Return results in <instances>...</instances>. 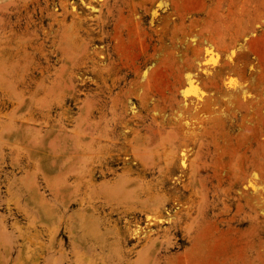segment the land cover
I'll return each instance as SVG.
<instances>
[{"label":"rangeland","instance_id":"1","mask_svg":"<svg viewBox=\"0 0 264 264\" xmlns=\"http://www.w3.org/2000/svg\"><path fill=\"white\" fill-rule=\"evenodd\" d=\"M0 16V220L9 233L13 231L8 235L11 239L17 234L14 220L24 232L33 230L34 224L40 229L34 204L41 198L60 209L65 205L71 236L75 234L71 241L78 245L74 248L65 238L63 253L69 264H106L107 260L118 264L122 245L118 251L117 242L114 247L108 243L122 235L127 236V247L132 246L130 264L145 259L143 263L149 264L154 258L156 263H150L264 264V0H0ZM23 124L30 133L41 134L33 139L36 147L44 142L48 147L60 144L52 148L54 160L51 156L41 160L20 149L14 152L25 139H32V133L23 137L27 134ZM60 130L71 138L64 140L69 135ZM74 130L92 140L102 130V139L94 138L99 145L93 144L96 141L89 145L98 152L88 149L87 140L80 147L77 141L73 145L80 151L71 149ZM57 133L65 136L63 142L60 135L57 140ZM65 141L71 145L69 154L64 153L68 145L61 148L68 144ZM34 144L31 150L36 149ZM59 148L63 152L59 155L66 154L64 160L60 156L63 162L56 154ZM74 150L77 156L87 152L80 156L89 159L87 165L81 160L88 177L80 161L74 165L64 158L77 154ZM139 160L146 164L145 170ZM100 168L108 173L100 174ZM84 174L94 187L81 178ZM78 202L83 211L79 212ZM86 204L91 207L86 209ZM94 215L102 217H97L99 230H94L104 235V248L77 243L91 236L82 229L80 218L95 219ZM99 219L108 220V225ZM135 225L138 234L133 232ZM1 246L2 260L5 247ZM9 254L1 264L13 262V248ZM110 254L120 260L110 259Z\"/></svg>","mask_w":264,"mask_h":264},{"label":"bare ground","instance_id":"2","mask_svg":"<svg viewBox=\"0 0 264 264\" xmlns=\"http://www.w3.org/2000/svg\"><path fill=\"white\" fill-rule=\"evenodd\" d=\"M104 2V1H103ZM66 3V2H65ZM100 3V2H99ZM126 3H127V1H126ZM61 4V3H60ZM132 4V3H131ZM64 5V4H63ZM62 5V6H63ZM100 5V4H99ZM70 6V5H69ZM4 7V6H3ZM3 7H1V8H3ZM38 8V7H37ZM41 10V9H40ZM64 11V10H63ZM72 11V10H71ZM33 12V11H32ZM54 13V12H53ZM66 13V12H65ZM69 14V13H68ZM127 14V13H126ZM29 15V14H28ZM65 15V14H64ZM71 15V14H70ZM97 15V14H96ZM1 17V16H0ZM75 17V16H74ZM129 17V16H128ZM94 18V17H93ZM133 18V17H132ZM62 19V18H61ZM122 19V18H121ZM138 19V18H137ZM52 21V20H51ZM62 21V20H61ZM54 22V21H53ZM58 22V21H57ZM138 23V22H137ZM58 24V23H57ZM62 24V23H61ZM59 25V24H58ZM115 26V25H114ZM26 27V26H25ZM113 28V27H112ZM131 31V30H130ZM121 36V35H120ZM133 36V35H132ZM132 39V38H131ZM9 40V39H8ZM155 44V43H154ZM32 47V46H31ZM161 48V47H160ZM51 52V51H50ZM91 56V55H90ZM155 58V57H154ZM83 62V61H82ZM156 63V62H155ZM93 64V63H92ZM83 65V64H82ZM99 65V64H98ZM59 66V65H58ZM80 66V65H79ZM78 67V66H77ZM54 68V67H53ZM68 72V71H67ZM142 74V73H141ZM140 74V75H141ZM135 75V74H134ZM137 81V80H136ZM140 81V80H139ZM65 83V82H64ZM141 84V83H140ZM73 86V85H72ZM106 86V85H105ZM133 89V88H132ZM132 89H130V91H132ZM124 90V89H123ZM129 91V92H130ZM134 92V91H133ZM7 93V92H6ZM125 93V92H124ZM126 93H127V91H126ZM127 94H129V93H127ZM13 95V94H12ZM91 95H92V93H91ZM131 96V95H130ZM139 96V95H138ZM14 97V96H13ZM42 97V96H41ZM54 97V96H53ZM98 97V96H97ZM124 97H125V95H124ZM144 97V96H143ZM3 98V97H2ZM16 98V97H15ZM141 98V97H140ZM39 99V98H38ZM35 100V99H34ZM37 100V99H36ZM80 100V99H79ZM78 100V101H79ZM99 100V99H98ZM127 100V99H126ZM56 101V100H55ZM62 101V100H61ZM84 101V100H83ZM120 101V100H119ZM143 101V100H142ZM145 101V100H144ZM143 101V102H144ZM36 102V101H35ZM40 102V101H39ZM146 102V101H145ZM158 102V101H157ZM86 103V102H85ZM88 103V102H87ZM112 103V102H111ZM81 104V103H80ZM113 104V103H112ZM116 104V103H115ZM114 104V105H115ZM145 104V103H144ZM156 104V103H155ZM58 105V104H57ZM18 106V105H17ZM42 106V105H41ZM144 106H147V105H144ZM157 106H158V104H157ZM85 107V106H84ZM120 107V106H119ZM162 107V106H161ZM13 108V107H12ZM100 108V107H99ZM109 108V107H108ZM114 108V107H113ZM39 109H40V107H39ZM48 109V108H47ZM121 109V108H120ZM44 110H45V108H44ZM49 110V109H48ZM163 110V109H162ZM27 111V110H26ZM84 111V110H83ZM90 111V110H89ZM112 111H115V110H112ZM85 112V111H84ZM111 112V111H110ZM121 112V111H120ZM152 112V111H151ZM178 112V111H177ZM27 113V112H26ZM37 113H39V112H37ZM47 113V112H46ZM86 113V112H85ZM84 113V114H85ZM123 113H124V111H123ZM138 113V112H137ZM7 114V113H6ZM175 114V113H174ZM43 115V114H42ZM42 115H40V116H42ZM45 115V114H44ZM47 115V114H46ZM122 115V114H121ZM120 115V116H121ZM152 115V114H151ZM28 116V115H27ZM130 116V115H129ZM48 117V116H47ZM58 117H59V115H58ZM103 117V116H102ZM24 118V117H23ZM43 118H44V116H43ZM87 118V117H86ZM118 118V117H117ZM28 119V118H27ZM0 120H2V119H0ZM15 120V119H14ZM24 120V119H23ZM70 120H71V118H70ZM103 120V119H102ZM113 120V119H112ZM175 120V119H174ZM12 121V120H11ZM39 121H42V119L41 120H39ZM46 121H47V119H46ZM84 121V120H83ZM95 121V119L93 120V122ZM109 121V120H108ZM107 121V122H108ZM6 122V121H5ZM29 122V121H28ZM27 122V123H28ZM52 122V121H51ZM86 122V121H85ZM90 122H91V120H90ZM111 122V121H110ZM154 121H152V123H153ZM156 122V121H155ZM154 122V123H155ZM178 122V121H177ZM2 123H4V122H2ZM1 123V124H2ZM9 123H10V121H9ZM37 123V122H36ZM81 123V122H80ZM87 123V122H86ZM105 123V122H104ZM148 123V122H147ZM179 123V122H178ZM25 124V123H24ZM23 124V125H24ZM46 124V123H45ZM52 124V123H51ZM75 124V123H74ZM94 124V123H93ZM96 124V123H95ZM114 124V123H113ZM123 124V123H122ZM167 124V123H166ZM182 124V123H181ZM13 125V124H12ZM22 125V126H23ZM43 125V124H42ZM58 125V124H57ZM84 125V124H83ZM89 125V124H88ZM88 125H86V127L88 126ZM155 125H156V123H155ZM161 125V124H160ZM168 125V124H167ZM171 125V124H170ZM174 125V124H173ZM179 125V124H178ZM5 126H7V125H5ZM19 126V125H18ZM17 126V127H18ZM45 126V125H44ZM85 126V125H84ZM91 126V125H90ZM94 126V125H93ZM150 125H148V127H149ZM166 126V125H165ZM169 126V125H168ZM175 126V125H174ZM177 126V125H176ZM175 126V127H176ZM1 127H2V125H1ZM1 127H0V129H1ZM28 127H29V125H28ZM33 127V126H32ZM31 127V128H32ZM50 127V126H49ZM76 126H74V127H70L71 129H74ZM81 127V126H80ZM89 127V126H88ZM87 127V128H88ZM170 127V126H169ZM179 127H181V125L179 126ZM187 127V126H186ZM22 128V127H21ZM34 128H37V127H34ZM69 128V129H70ZM92 129H94L93 127H91ZM91 128H89L90 130H91ZM103 128V127H102ZM129 128V127H128ZM150 129H154V128H151V126L149 127ZM157 128V127H156ZM163 128V127H162ZM192 128H193V126H192ZM19 129H20V127H19ZM25 129H27V126L26 125H24V130ZM29 129V128H28ZM40 129V128H39ZM39 129H34L35 131H38ZM69 129H67L68 131H69ZM95 129H96V127H95ZM94 129V130H95ZM106 129V128H105ZM114 129V128H113ZM124 129V128H123ZM134 129V128H133ZM144 129H145V127H144ZM146 129H147V125H146ZM145 129V130H146ZM174 130H175V128H173ZM172 129V130H173ZM31 130V129H30ZM42 130V129H41ZM45 130V129H44ZM63 130H64V127H63ZM66 130V129H65ZM90 130L88 131L87 130V132H90ZM136 130V129H135ZM134 130V131H135ZM148 130V129H147ZM155 130V129H154ZM181 130V129H180ZM61 131V130H60ZM71 131V130H70ZM84 131V130H83ZM93 131V130H92ZM105 131V130H104ZM127 131V130H126ZM156 131H158V128L156 129ZM168 131V130H167ZM181 131H183V130H181ZM0 132H1V130H0ZM25 132H27V134L26 133H24L23 131H21V134L22 133H24V135H23V137H25V138H28L27 136H28V134L30 135L31 133L33 134V132H31L30 133V131L29 130H25ZM44 132V131H43ZM51 132V131H50ZM54 132V131H53ZM59 132V131H58ZM62 133L61 134H63V132L64 131H61ZM74 132H75V135H73L72 134V138L75 140V144H71L72 145V147H74V148H72L71 147V149H75V150H77L76 148H75V146H73V145H76L77 146V144H76V141L77 142H80L81 143V145H79L80 143H78V145H79V147L80 146H82V142H84V141H88V143L89 144H86V145H88V149L91 151L92 149H90L91 147L89 146V145H91V141H94V138L96 137V136H99V138L100 139H102V137H100V134H102V133H99V132H102V130H100V131H97V133H99V135H96L95 134V137H93V140L92 139H88L89 137V135L88 134H84L83 133V135H81V133H82V131H81V133H79V134H77V132H79V131H77L76 132V130H74ZM159 132V131H158ZM162 132V131H161ZM160 132V133H161ZM175 132V131H174ZM35 133V132H34ZM52 133V132H51ZM50 133V134H51ZM65 133V132H64ZM106 133V132H105ZM104 133V134H105ZM147 133H149V132H147ZM154 134H155V132H153ZM159 133V134H160ZM163 133V132H162ZM170 133V132H169ZM184 133V132H183ZM194 133V132H193ZM193 133L191 132L190 134H191V136L193 135ZM0 134H2V132L0 133ZM6 134V133H5ZM46 134H47V132L45 133H43L42 135H45L46 136ZM61 134H59L60 135V137H61V141L63 142L64 140H66V139H68V138H71L70 137V135L67 133H65V134H63V135H69V137H66L65 138V136H61ZM103 134V135H104ZM133 134H135V133H133ZM158 134V133H157ZM37 135L38 136H40L41 134L38 132L37 133ZM37 135H30L31 136V138L32 139H30L29 141H27L25 138H23L22 136H19L21 139H22V141H23V139H25V141H20V142H22L20 145L21 146H19L18 147V149H16L17 148V146H16V150H14V152L16 151L17 152V150H19L20 149V151H22V152H28V154L30 155H34V154H36V155H39L40 156V159L41 160H44V159H48V158H50V156L52 155H54L55 154V152L53 151V149L54 148H56V147H59L60 146V144L59 143H56V144H58L59 146H56L55 145V143H54V145L56 146H54L53 144H51V145H53L54 147H48L46 144H48V143H46V144H44L43 143V141H44V138H45V136L43 137V141H40L39 139H41L42 140V138H40V137H42V136H40L39 137V139H37L38 141V143H43V145L42 144H40V146H37V147H39V148H37L36 146H35V144H34V141H33V139H35L36 140V138L38 137ZM48 135H49V133H48ZM51 135H53V134H51ZM55 135V134H54ZM53 135V136H54ZM59 135H58V133H57V140L59 141V139H60V137H59ZM161 135V134H160ZM170 135V134H169ZM37 136V137H36ZM52 136V138H55V136L53 137ZM102 136V135H101ZM146 136H148V135H146ZM2 137V136H1ZM15 137V136H14ZM35 137V138H34ZM51 137V136H50ZM65 138L64 140H62V138ZM151 137V136H150ZM171 137V136H170ZM187 137H188V133H187ZM193 137V136H192ZM20 138H19V140H20ZM47 138H49V137H47ZM91 138H92V135H91ZM106 138V137H105ZM104 138V139H105ZM117 138V137H116ZM180 138H182V136L180 137ZM204 138V137H203ZM1 139V138H0ZM72 139V140H73ZM96 139H98V137H96ZM106 139H108V138H106ZM125 139H127V138H125ZM187 139H189V138H187ZM186 139V140H187ZM191 139V138H190ZM4 140V139H3ZM5 140H7V139H5ZM19 140H18V142H19ZM47 139L45 138V141H46ZM51 140V139H50ZM55 141H57L56 139H54ZM72 140L70 139V140H68V141H71L72 142ZM99 140V139H98ZM97 140V141H98ZM146 140V139H145ZM184 140V139H183ZM16 141H17V139H16ZM96 141V140H95ZM94 141V142H95ZM97 141H96V143H93V144H96V145H99L98 143H97ZM119 141V140H118ZM182 141V140H181ZM189 141V140H188ZM190 141H192V140H190ZM194 141V140H193ZM196 141V140H195ZM211 141V140H210ZM11 142H12V140H11ZM47 142H48V140H47ZM49 142H53V141H49ZM60 142V141H59ZM61 142V143H62ZM99 142V141H98ZM109 142V141H108ZM117 142V141H116ZM145 142V141H144ZM1 143V142H0ZM13 143H15V140H14V142ZM12 143V144H13ZM36 143V142H35ZM65 143H68V144H62L63 146H61V148L63 149V147L64 146H67V147H64L65 149H67V148H70L69 147V142H66L65 141ZM74 143V142H73ZM85 143V142H84ZM157 143V142H156ZM213 143V142H212ZM34 144V146H35V148L36 149H33V150H38V152H35V151H33V150H31L30 148L32 147V145ZM50 144V143H49ZM105 144H107L106 142H105ZM144 144H146V143H144ZM148 144V143H147ZM214 144H215V142H214ZM14 145V144H13ZM37 145H39V144H37ZM50 145V146H51ZM70 145V146H71ZM103 145V144H102ZM129 145V144H128ZM164 145V144H163ZM185 145V144H184ZM34 146H33V148H34ZM146 146V145H145ZM149 146V145H148ZM186 146V145H185ZM218 146V145H217ZM223 146V145H222ZM10 147V146H9ZM11 147H12V145H11ZM78 147V148H79ZM84 147V146H83ZM83 147H81V149H83ZM108 147V146H107ZM6 148V147H5ZM48 148H53L52 150L51 149H48ZM61 148H59L60 150H58V152H57V150H55L57 153L56 154H58V156H59V158H60V156L61 155H59V154H62L63 152H62V150H61ZM87 148V147H86ZM131 148V147H130ZM143 148H146V147H143ZM148 148V147H147ZM190 148V147H189ZM199 148V147H198ZM215 148V147H214ZM58 149V148H57ZM85 149V148H84ZM99 149V148H98ZM182 149V148H181ZM9 150H11V149H9ZM75 150H74V152H75ZM79 150V149H78ZM78 150H77V152H78ZM120 150V149H119ZM132 150V149H131ZM183 150H184V148H183ZM208 150V149H207ZM213 150V149H212ZM215 150V149H214ZM1 151H3V150H1ZM64 151V150H63ZM71 151V150H70ZM80 151V150H79ZM83 151H84V153H85V150H82L81 152H79V156H77L78 155V153L77 152H75V153H77V154H75V155H68V157H64V158H66L67 160H73V161H75V163H74V165H77L76 164V162L79 164L80 162H81V160H83V162H84V164H86L85 163V161L87 162V160H89L88 158H87V160H85L84 161V157H82V156H80L82 153H83ZM94 151V152H93ZM133 151H134V149H133ZM137 151V150H136ZM173 151V150H172ZM204 151V150H203ZM218 151H220V149L218 150ZM54 152V153H53ZM66 152H68V154H69V150L67 149V150H65L64 151V153H66ZM92 152L93 153H95L96 151L94 150V148H93V150H92ZM98 152V151H97ZM96 152V153H97ZM101 152V151H100ZM138 152H141V154H142V151H137V153ZM148 152H152V151H148ZM147 152V153H148ZM180 152V151H179ZM81 153V154H80ZM87 153V152H86ZM85 153V155H88V154H86ZM89 153V152H88ZM143 153H144V151H143ZM182 153V152H181ZM184 153V152H183ZM13 154V153H12ZM27 154V153H26ZM140 154V157L142 158V155ZM151 154V153H150ZM188 154H189V152H188ZM66 155V154H65ZM65 155H63V156H65ZM83 155V154H82ZM134 155V154H133ZM138 155H139V153H138ZM148 155V154H147ZM155 155V154H154ZM153 155V156H154ZM184 155V154H183ZM197 155V154H196ZM205 155V154H204ZM23 156V155H22ZM51 156V157H52ZM58 156H55L54 158L56 159V157H58ZM63 156H61V158L63 157ZM94 156H95V154H94ZM96 156H98V155H96ZM100 156H102V155H100ZM144 156V155H143ZM146 156V155H145ZM156 156V155H155ZM177 156V155H176ZM186 156V155H185ZM184 156V157H185ZM87 157V156H86ZM123 157V156H122ZM26 158H28V157H26ZM59 158H58V161H59ZM61 158H60V161H61ZM104 158H106V157H104ZM132 158L133 159H135V156L133 157L132 156ZM131 158V159H132ZM146 158V157H145ZM191 158V157H190ZM51 159H53V157L51 158ZM50 159V160H51ZM63 159V158H62ZM65 159V160H66ZM138 159H140L139 157L137 158V160ZM185 159V158H184ZM54 160V159H53ZM64 160V159H63ZM63 160L61 161V162H63ZM182 160V159H181ZM11 161V160H10ZM48 161V160H47ZM58 161H56V162H58ZM80 161V162H79ZM98 161V160H97ZM140 161V160H139ZM139 161H137V162H139ZM196 161V160H195ZM199 161V160H198ZM51 162H52V160H51ZM55 162V161H54ZM54 162H53V164H54ZM66 162V161H65ZM64 162V163H65ZM83 162H81L82 164H81V166H80V169H81V167L83 166ZM90 162H91V160H90ZM141 162V161H140ZM143 162H144V158H143ZM182 162V161H181ZM193 162V161H192ZM200 162V161H199ZM100 163V162H99ZM201 163V162H200ZM5 164V163H4ZM24 164H26V163H24ZM59 164V163H58ZM65 164H67V165H65V166H67L68 167V161H67V163H65ZM95 164V163H94ZM123 164V163H122ZM139 164H141V166L143 167V169L146 167V164H145V166H144V164H142V162L141 163H139ZM180 164H183V165H181L182 167L184 166V163H180ZM194 164H197V162L196 163H194ZM193 164V165H194ZM202 164H204V163H202ZM10 165V164H9ZM35 165V164H34ZM63 163H62V165H61V167H63ZM87 165V164H86ZM86 165H84L85 167H84V169H86ZM93 165V164H92ZM100 165V164H99ZM201 165V164H200ZM207 165V164H206ZM4 166V165H3ZM32 166V165H31ZM64 166V167H65ZM90 166V165H89ZM89 166L87 167L88 169H89ZM195 166V165H194ZM12 167V166H11ZM35 167V166H34ZM76 167V166H75ZM78 167V166H77ZM76 167V168H77ZM100 167V166H99ZM142 167H140V168H142ZM150 167V166H149ZM185 167V166H184ZM183 167V168H184ZM206 167V166H205ZM76 168H73L74 170L76 169ZM79 168V167H78ZM203 168V167H202ZM32 169V168H31ZM36 169V168H35ZM73 169L71 170V171H73ZM82 169H83V167H82ZM81 169V171H82V173L83 172H85L84 171V169L82 170ZM147 169V168H146ZM181 169V168H180ZM64 170V169H63ZM78 170V172H79V169H77ZM76 170V171H77ZM100 170V174L102 173V174H105V171H107V169L105 170V171H103V169L102 168H100L99 169ZM111 170V169H110ZM124 170V169H123ZM121 171L122 173H124L125 171H126V168H125V170L124 171ZM142 170V169H141ZM145 170V169H144ZM151 170H152V168H151ZM195 170V169H194ZM76 171H75V173H76ZM127 171H128V169H127ZM146 171H148V170H146ZM159 171V170H158ZM196 171V170H195ZM40 173H41V171H39ZM68 171H67V169H66V173H67ZM143 172V171H142ZM63 173V172H62ZM61 173V174H62ZM74 173V172H73ZM81 173V174H82ZM86 173H88L87 171L85 172V174ZM91 173V172H90ZM107 173H108V171H107ZM128 173H130L129 171H128ZM77 174V173H76ZM80 174V173H79ZM85 174L82 176L81 175V178L82 177H84L85 176ZM115 174H117V173H115ZM127 174V173H126ZM136 174V173H135ZM139 174V173H138ZM141 174H143V173H141ZM190 174V173H189ZM25 175V174H24ZM87 175V177L89 176L88 174H86ZM91 175V174H90ZM67 176V175H66ZM65 176V177H66ZM118 176V175H117ZM207 176V175H206ZM33 177H35V175L33 176ZM79 177V176H78ZM136 177V176H135ZM137 177H138V175H137ZM41 178V177H40ZM81 178H79L81 181H82V179ZM85 178V177H84ZM84 178H83V181L82 182H84ZM34 179V178H33ZM85 180H86V178H85ZM87 180H89L88 182H92V179L89 177V178H87ZM86 180V181H87ZM34 181H35V179H34ZM47 181V180H46ZM57 181V180H56ZM59 181H61L60 180V178H59ZM63 181V180H62ZM103 181H104V179H103ZM102 181V182H103ZM117 181V180H116ZM32 182V181H31ZM53 182V181H52ZM77 182H78V180H77ZM107 181H105V183H106ZM177 182V181H176ZM188 182V181H187ZM78 183H80V182H78ZM77 183V184H78ZM85 183V182H84ZM95 184V182H92L91 184L92 185H90V183H89V185H90V187L92 186V187H94L93 185ZM100 183V182H99ZM97 183V185L99 186L100 184H102V183ZM108 183V182H107ZM119 183V182H118ZM162 183V182H161ZM35 184V183H34ZM87 184V183H86ZM104 184V183H103ZM122 184V183H121ZM148 184V183H147ZM185 184V183H184ZM46 185V184H45ZM48 185V184H47ZM55 185V184H54ZM63 185V184H62ZM61 185V186H62ZM89 185H86V186H88L89 187ZM96 185V184H95ZM29 186V185H28ZM57 186V185H56ZM55 186V187H56ZM73 186V185H72ZM75 186V185H74ZM73 186V187H74ZM79 186V185H78ZM195 186V185H194ZM40 187V186H39ZM71 187V186H70ZM76 187V186H75ZM107 187V186H106ZM132 188V187H131ZM135 188V187H134ZM26 189V188H25ZM36 189H38V188H36ZM45 189V188H44ZM49 189V188H48ZM122 189V188H121ZM143 189V188H142ZM58 190V189H57ZM83 190H85L84 188L82 189V191ZM87 190V189H86ZM114 190V189H113ZM120 189H118V191H119ZM129 190V189H128ZM76 191V190H75ZM92 191V190H91ZM123 191V190H122ZM130 191V190H129ZM204 191H206V190H204ZM37 192H38V190H37ZM48 192V191H47ZM56 192V191H55ZM73 192V191H72ZM84 192V191H83ZM54 193V192H53ZM58 193V192H57ZM67 193V192H66ZM65 193V194H66ZM75 193V192H74ZM73 193V194H74ZM126 193H128V192H126ZM24 194V193H23ZM50 194V193H49ZM72 194V193H71ZM76 194H77V191H76ZM89 194V193H88ZM28 195V194H27ZM51 195V194H50ZM90 195V194H89ZM102 195V194H101ZM17 196V195H16ZM21 196V195H20ZM87 196V195H86ZM98 196V195H97ZM175 196V195H174ZM38 197V196H37ZM40 197V196H39ZM50 197V196H49ZM54 197V196H53ZM58 197V196H57ZM74 197V196H73ZM76 197V196H75ZM78 197V196H77ZM80 197V196H79ZM84 197H85V195H84ZM117 197V196H116ZM124 197H125V195H124ZM70 198H72V197H70ZM82 197H80V201L83 199H81ZM97 198V197H96ZM104 198V197H103ZM19 199V198H18ZM46 199V198H45ZM50 199V198H49ZM68 199V198H67ZM73 199V198H72ZM107 199V198H106ZM6 200V199H5ZM4 200V201H5ZM43 200V199H42ZM41 200V198H38L37 199V201H36V203L34 204V206H35V208L34 209H36L37 210V212H38V216H37V218L38 219H40V221H37L39 224L37 225V226H39L40 227V229L39 230H37V229H35L34 228V225L33 226H31L30 228H32L33 227V230H29L28 231V233L27 232H24L23 230H26V229H21L20 228V226L18 227V224H16V220H14V222L13 223H11V224H13L14 225V227H13V229L17 232V234H15L16 235V237H18L17 239L15 238V235H14V237H12V239L8 236L9 234L11 235V233L13 232V231H10L11 233H9L8 232V228L6 227V225H5V222L4 223H2L1 222V220H0V246L1 247H3V245H4V250H3V248H2V254L4 253V256H3V258H2V260H1V253H0V262L2 263V261L5 263V261H7L8 260V255H10L9 254V252H10V250H11V248H13V250H14V252H15V256L11 259V261L13 260V262L11 263V264H69V258L63 253V249H64V244H65V238H67L68 239V241H69V244L71 245V243H73V244H75L74 243V240L73 241H71V239L72 238H74L73 236L75 235H72L71 236V224H69L70 222H69V219H68V217H67V215H66V213H65V205L63 206V209H60V208H57V207H55V206H52L53 204H51L50 205V203H48V201L47 202H43ZM48 200V199H47ZM55 200V199H54ZM60 200V199H59ZM62 200V199H61ZM69 200V199H68ZM78 200V201H79ZM85 200V199H84ZM99 200V199H98ZM124 200V199H123ZM56 201H58V200H56ZM64 201V200H63ZM72 201V200H71ZM74 201V200H73ZM104 201V200H103ZM50 202V201H49ZM62 202V201H61ZM60 202V203H61ZM69 202V201H68ZM77 202V201H76ZM82 202H83V200H82ZM85 202V201H84ZM95 202V201H94ZM193 202V201H192ZM19 203V202H18ZM48 203V204H47ZM53 203V202H52ZM79 203V202H78ZM111 203V202H110ZM237 203V202H236ZM22 204V203H21ZM27 204V203H26ZM81 204L82 203H79V205L80 206H78L79 208H78V210H79V212L80 211H83V207H81ZM116 204V203H115ZM114 204V205H115ZM200 204V203H199ZM240 204V203H239ZM239 204H236V205H238L239 206ZM24 205V204H23ZM58 205V204H57ZM87 205V204H86ZM109 205V204H108ZM67 206V205H66ZM85 206V205H84ZM118 206V205H117ZM123 206V205H122ZM160 206V205H159ZM202 206V205H201ZM237 206V207H238ZM87 207H88V205L85 207L86 209H87ZM91 206H89L88 207V209L90 208ZM105 207V206H104ZM124 207V206H123ZM199 207V206H198ZM241 207V206H240ZM8 208V207H7ZM25 208V207H24ZM115 208V207H114ZM201 208H203V207H201ZM9 209H11L10 207H9ZM92 209V208H91ZM94 209V208H93ZM15 210H16V208H15ZM19 210H21V209H19ZM28 210V209H27ZM27 210H26V212H27ZM118 210V209H117ZM131 210V209H130ZM238 210V209H237ZM9 211V210H8ZM71 211V210H70ZM87 211V210H86ZM94 211V210H93ZM186 211V210H185ZM95 212V211H94ZM123 212V211H122ZM138 212V211H137ZM29 213V212H28ZM114 213V212H113ZM189 213V212H188ZM79 214V213H78ZM105 214V213H104ZM11 215V214H10ZM32 215V214H31ZM96 215H97V212H96ZM96 215H94V218L95 219H93L92 218V216H91V218L92 219H88V218H85L86 216H84V217H81L80 218V220H81V222H82V224H83V228L82 229H86L85 231L86 232H88V233H90L91 234V236H89L88 237V239H86V240H83V241H79V240H77V243L78 242H82L83 243V246L84 245H86V244H89V245H91V248L93 247V245H96V247L99 245L100 247H105V245H104V242L106 241H104L103 240V237H104V235H101V231H99V232H96L94 229H96V227L97 226H99L98 224H99V222H98V218H100V216L98 217V216H96ZM121 215H123V214H121ZM146 215H148V214H146ZM150 215V214H149ZM148 215V216H149ZM155 215V214H154ZM158 215V214H157ZM69 216V215H68ZM80 216V215H79ZM102 216V215H101ZM136 216V215H135ZM187 216V215H186ZM29 217H30V215H29ZM98 217V218H97ZM104 217H106V216H104ZM193 216H191L190 218H192ZM195 217V216H194ZM15 218V217H14ZM26 218V217H25ZM36 218V217H35ZM34 218V219H35ZM96 218H97V220H96ZM134 218V217H133ZM155 218V217H154ZM157 219H158V217H156ZM177 218V217H176ZM195 218H197V217H195ZM24 219V218H23ZM31 219V218H30ZM75 219V218H74ZM84 219V220H83ZM101 220H102V217L100 218ZM100 219H99V221H100ZM111 219V218H110ZM161 219V218H160ZM160 219H159V221H160ZM167 219V218H166ZM165 219V220H166ZM29 220V219H28ZM73 220V219H72ZM147 220V219H146ZM153 220V219H152ZM161 220H164V219H161ZM164 220V221H165ZM192 220V219H191ZM13 221V220H12ZM103 221H104V219H103ZM103 221L101 222L102 224H103ZM134 221V220H133ZM154 221V220H153ZM152 221V222H153ZM156 221V220H155ZM195 221V220H194ZM205 221V220H204ZM29 222H31V221H28V223ZM34 222V221H33ZM37 222H36V220H35V223L37 224ZM106 222H108V220L106 221ZM106 222L104 221V223L106 224ZM114 222H115V220H114ZM110 223L109 222V224L111 225H113V224H116V223ZM151 222V221H150ZM150 222L149 223H147V224H150ZM161 222V221H160ZM193 222V221H192ZM196 222H197V220H196ZM195 222V223H196ZM27 223V222H26ZM80 223V222H79ZM100 223V224H101ZM194 223V224H195ZM204 223V222H203ZM31 224V223H30ZM101 224V225H102ZM127 224H128V222H127ZM126 224V227H128V229H130L129 228V226ZM134 224H136V223H134ZM173 224V223H172ZM12 225V226H13ZM32 225V224H31ZM89 226L88 228L86 227V226ZM100 225V227L102 228L103 226H101ZM108 225V223L106 224V226ZM111 225V226H112ZM146 225V224H145ZM188 225V224H187ZM196 225V224H195ZM12 226H10V227H12ZM27 226V228H28V226H30V225H26L25 224V227ZM106 226H104V227H106ZM116 225H114L113 227H115ZM143 226V225H142ZM148 226V225H147ZM189 226V225H188ZM192 226V225H191ZM134 227V226H133ZM133 227H132V231H133ZM163 227V226H162ZM73 228V227H72ZM137 228H139V226H137V225H135V227H134V230L135 231H133V232H136L135 234H138V233H140V232H138V230L139 229H137ZM164 228V227H163ZM168 228V227H167ZM103 229V228H102ZM105 229H107V228H104L103 230H105ZM115 229H116V227H115ZM127 229V228H126ZM162 229V228H161ZM196 229V228H195ZM12 230V229H11ZM99 229H98V227H97V231H98ZM131 230V229H130ZM82 231V230H81ZM125 231H127V230H125ZM129 231V230H128ZM140 231V230H139ZM141 231H143V230H141ZM166 231V230H165ZM115 232H117V231H115ZM133 232H131L132 234H134ZM153 232V231H152ZM164 232V231H163ZM198 232V231H197ZM239 232V231H238ZM8 233V234H7ZM102 233H104V232H102ZM118 233V232H117ZM126 233V232H125ZM128 233V232H127ZM130 233V234H131ZM203 233V232H202ZM73 234V233H72ZM105 234H106V232H105ZM134 234V235H135ZM147 234V233H146ZM146 234H144V236L146 235ZM157 234V233H156ZM156 234H155V236H156ZM204 234V233H203ZM106 235H108V234H106ZM116 235V234H115ZM128 235V234H127ZM164 235V234H163ZM195 235H197V234H195ZM8 238H10L11 239V241H10V239H7V237ZM71 236V237H70ZM83 235L81 234V237H82ZM103 236V237H102ZM116 236H118V235H116ZM136 236V235H135ZM138 236V235H137ZM148 236V235H147ZM154 236V238H156ZM166 236V235H165ZM213 236V235H212ZM222 236V235H221ZM81 237H79V239L81 238ZM107 237V236H106ZM105 237V238H106ZM167 237V236H166ZM166 237H165V239H166ZM13 238H15L14 240H13ZM75 238H78V236H75ZM110 238V237H109ZM108 238V239H109ZM111 240L110 241H112L113 240V237L111 236ZM128 238H129V236H128ZM146 238H149V237H146ZM153 238V239H154ZM163 238V237H162ZM211 238V237H210ZM222 238V237H221ZM220 238V239H221ZM83 239V238H82ZM81 239V240H82ZM107 239V240H108ZM115 240H113V242H109L108 244V247L110 246V244L112 245L114 242H117L118 243V245L115 243L114 244V246H116V249L118 248V246H119V248L117 249L118 251L121 249L120 248V245H122V249H121V251H122V254H121V256H119L120 257V259L118 258V260H120V261H118L116 258V260L119 262L118 264H130L131 262H130V260H129V254H130V252H131V247H127V236H125V235H122V236H118V237H116V238H114ZM138 239V238H137ZM145 239V238H144ZM150 239V238H149ZM153 239H151V240H153ZM157 239V238H156ZM155 239V240H156ZM164 239V238H163ZM223 239V238H222ZM235 239V238H234ZM102 240V241H101ZM151 240H149L150 242H152ZM160 240H162V239H160ZM232 240V239H231ZM70 241H71V243H70ZM103 242V244L101 243V242ZM158 242H159V240H157ZM198 241H200V240H198ZM228 241V240H227ZM237 241V240H236ZM137 242V241H136ZM135 242V243H136ZM235 242V241H234ZM241 242V241H240ZM7 243V244H6ZM13 243V244H12ZM119 243H120V245H119ZM153 243V242H152ZM155 243V242H154ZM153 243V244H154ZM189 243V242H188ZM197 243V242H196ZM207 243H208V241H207ZM210 243V242H209ZM208 243V244H209ZM9 244H12L13 246L12 247H10V245ZM142 244L144 245L145 244V242H142ZM142 244H140V245H142ZM148 244V243H147ZM151 244V243H150ZM149 244V245H150ZM152 244V246H153V248H154V245ZM158 245V247H157V250H158V248H159V246L161 245V243L159 242V243H157ZM193 244H195V243H193ZM197 244H199V242L197 243ZM203 244V243H202ZM207 244V245H208ZM220 244H221V242H220ZM6 245H8V246H6ZM76 245L77 244H75V246H74V248L76 247ZM143 245H142V247H143ZM55 246H58L57 247V250L58 251H60L59 253L57 252V254H54V252L55 251H57V250H55V251H53V253H51L52 252V250H53V248L55 247ZM66 246V245H65ZM72 246V245H71ZM78 246V245H77ZM113 246V245H112ZM113 246V247H114ZM201 246V245H200ZM205 246V245H204ZM112 247V248H113ZM146 247H150V246H146ZM94 248V247H93ZM99 247H97V249H98ZM102 248V249H103ZM111 248V247H110ZM111 248V249H112ZM141 247L139 246V248H137V249H140ZM152 248V247H151ZM187 248V247H186ZM207 248V247H206ZM55 249V248H54ZM110 249V250H111ZM115 249V248H114ZM145 249V248H144ZM147 249V248H146ZM150 249V248H149ZM156 248H154V250H155ZM188 249H190V248H188ZM211 249H212V247H211ZM234 249V248H233ZM153 250V249H152ZM156 250V251H157ZM200 250V249H199ZM210 250V249H209ZM218 250V249H217ZM1 251V250H0ZM93 251H94V249H93ZM96 251V250H95ZM101 251V250H100ZM111 251H114V250H111ZM133 251V250H132ZM141 251V250H140ZM145 251H147V250H145ZM219 251V250H218ZM77 252V251H76ZM82 252V251H81ZM135 252L137 253V251H136V249H135ZM147 252H149V250L147 251ZM152 252H154L155 253V255H156V252L155 251H152ZM152 252H150L151 254H154V253H152ZM158 252V251H157ZM180 252V251H179ZM183 252V251H182ZM212 252V251H211ZM12 253V252H11ZM115 253H116V250H115ZM115 253H113L112 254V252H111V254L114 256V257H116V254ZM118 254H119V252H117ZM135 253V254H136ZM139 253V252H138ZM150 253H149V258H150V256H152V255H150ZM185 253V252H184ZM52 254V255H51ZM94 254H96V253H94ZM98 254V253H97ZM110 254V255H111ZM115 254V255H114ZM134 254V253H133ZM139 254H141V253H139ZM176 254H177V252H176ZM182 254V253H181ZM215 254V253H214ZM85 255V254H84ZM109 255V256H110ZM111 255V256H112ZM143 255V254H142ZM158 255V254H157ZM198 255V254H197ZM203 255V254H202ZM206 255V254H205ZM70 256V255H69ZM107 256H108V253H107ZM106 256V257H107ZM112 256V257H113ZM136 256V255H135ZM145 256H148L147 254H146V252H145ZM154 256V255H153ZM162 256V255H161ZM165 256V258H166V255H164ZM164 256H162V258H164ZM173 256H174V254H173ZM105 257V256H104ZM114 257L113 258H110V259H114ZM122 257V258H121ZM155 257V256H154ZM153 257V258H154ZM158 257V256H157ZM170 257V256H169ZM186 257V256H185ZM198 257H199V255H198ZM201 257V256H200ZM203 257V256H202ZM201 257V258H202ZM210 257V256H209ZM145 258H148V257H145ZM144 258V259H145ZM152 258V257H151ZM174 259V257H171V259ZM176 258V257H175ZM179 258V257H178ZM203 258H205V257H203ZM240 258V257H239ZM103 259V258H102ZM105 259V258H104ZM107 259V258H106ZM105 259V260H106ZM109 259V258H108ZM114 259V260H115ZM143 259V260H144ZM155 259V258H154ZM154 259H150V261L149 262H147V263H149V264H155L156 262H155V260ZM157 259V258H156ZM168 258H166V260H167ZM170 259V260H171ZM177 259V258H176ZM181 259V257L179 258V260ZM188 259V258H187ZM198 259V258H197ZM115 260V261H116ZM146 260H148V259H145V261H142L141 262V264L143 263V262H145L146 263ZM154 260V262L155 263H150V262H152V261ZM183 260V259H182ZM95 261V260H94ZM97 261H99V260H97ZM110 261H112V260H110ZM134 261V260H133ZM157 261V260H156ZM158 261H160V260H158ZM196 261V260H195ZM107 262H108V260H107ZM106 262V264H108ZM175 262V261H174ZM174 262H172V263H174ZM189 262V261H188ZM0 263V264H1ZM84 263L86 264V261H84ZM87 263H88V261H87ZM111 263V262H110ZM109 263V264H110ZM112 263H113V261H112ZM117 262H114L113 264H116ZM145 263H143V264H145ZM171 263V262H170ZM182 263H184V261L182 262ZM193 263V262H192ZM82 264V263H81ZM93 264H95V262H93ZM177 264H178V262H177ZM185 264H187V262L185 263ZM200 264V263H199Z\"/></svg>","mask_w":264,"mask_h":264}]
</instances>
